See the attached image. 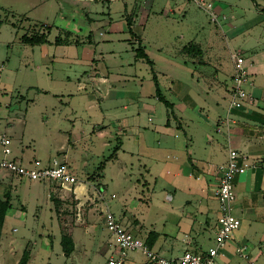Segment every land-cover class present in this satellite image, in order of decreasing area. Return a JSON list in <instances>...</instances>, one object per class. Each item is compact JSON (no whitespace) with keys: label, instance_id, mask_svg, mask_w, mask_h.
Returning a JSON list of instances; mask_svg holds the SVG:
<instances>
[{"label":"crops","instance_id":"obj_1","mask_svg":"<svg viewBox=\"0 0 264 264\" xmlns=\"http://www.w3.org/2000/svg\"><path fill=\"white\" fill-rule=\"evenodd\" d=\"M153 1L122 0L117 19L109 4L105 12L85 2L82 9H89L84 13L87 22L78 26L67 22L54 37H50L51 25L40 21L39 28L22 33L18 40L29 45L21 41L23 34L43 33L48 42L29 45L31 57L18 64L38 80L32 87L40 107L45 95L59 101L50 107L46 119L49 116L55 125L51 133L66 139L59 148L64 159L76 156L73 161L80 169V158L85 167L97 149L100 154L110 149L97 161L96 183L103 195L105 186L112 184L120 187L122 195L110 194L119 202L106 201L101 195L105 205L101 201L99 205L130 231L127 216L150 225L148 233H157L150 249L161 256L180 255L184 246L198 252L214 245L218 166L227 161L229 150H236L246 167L235 178L231 210L240 226L217 258L221 264H264V0H211L217 20H210L208 28L197 24L199 39L178 50L180 56L199 65L205 64L202 55L211 53L217 81L204 84L194 73L184 81L176 59L168 54L171 36L160 23L162 16L165 20L185 16V9L170 6L158 11ZM57 37L60 44L54 42ZM186 45L192 46L188 52ZM138 47L153 62L152 68L137 56ZM236 53L245 59L253 86H244L250 96L241 105L230 106L232 55ZM153 75L171 106L157 98ZM162 78L170 82L163 85ZM6 132L1 135L11 143ZM15 153L13 159L21 163L49 162L41 163L35 156L29 159L22 147ZM70 168L73 172L72 164ZM158 192L165 207L154 203ZM139 200L146 201V213ZM146 236L138 237L145 240ZM185 239H189L187 245ZM110 246L109 253L114 249L113 243ZM242 246L245 256L237 251Z\"/></svg>","mask_w":264,"mask_h":264},{"label":"rangeland","instance_id":"obj_2","mask_svg":"<svg viewBox=\"0 0 264 264\" xmlns=\"http://www.w3.org/2000/svg\"><path fill=\"white\" fill-rule=\"evenodd\" d=\"M85 2L97 11L105 12L109 4L113 19L121 17L122 0ZM85 2L84 0H0V17L3 19L0 29V135L8 129L6 133L11 138L9 158L13 159L16 156V149L22 147L29 159L35 156L41 163L50 162L54 158L59 161L66 160L70 166L72 164L73 173L77 178V182L69 192L51 182L30 181L0 168V198L4 197L5 192H9L11 203L0 230V264H17L23 254L26 256V264H108L110 245L113 243L112 247L117 250V242L113 236V240H110L111 233L106 231L108 229L102 220L105 211L101 209L99 202H102V206L105 205L101 200L103 190L96 183L99 173L94 171L97 161L102 159L101 155H107L110 149H103L102 154H100L101 149H97L87 160L88 165L85 167H82L80 158L78 164L81 166L80 169H76L73 161V159L77 161L76 156L64 159L59 148L62 144H66V139L61 135H53L51 132L55 125L52 124L49 116L46 119L50 107L59 101L50 95H45L41 97L43 105L40 107L37 99L39 95H36L35 88L32 87L38 80L31 76L28 69L25 72L18 64L19 60L25 62L31 57V48H33L29 45H21L18 37L22 33L39 28L40 21H46L51 25L50 37L58 35L67 22L74 21L76 26L81 25L82 22L86 23L84 13L89 9H82L85 7ZM153 6L158 8V11L170 6L184 8L186 11L185 16L183 14L176 17L177 19L171 16V19L165 20L162 16L164 22H160L166 25L171 36L168 54L176 59V69L184 81H189L191 74L194 73L198 76L200 84L216 82L214 67L217 66L211 53L203 54L205 64L199 65L193 64L194 60L190 58L180 56L178 51L183 45L199 39V36H196L197 24L209 27L211 21L206 12L194 3L184 0H154ZM23 16L28 19H24ZM200 32L202 33L203 30L200 29ZM151 34L153 35V32ZM34 53H37L36 50ZM42 71L40 69L38 72L42 74ZM144 71V76L147 78ZM161 80L163 85L170 82L166 78ZM2 156L0 146V160ZM28 162L29 164H23L32 165L30 160ZM104 192L102 197L106 201L110 199L119 202V198L118 200L110 198L111 193L122 195L120 187L114 184L109 185L108 188L105 186ZM143 193L147 195L146 192ZM145 196L142 199H145ZM162 197V192H158L154 203L165 207V204H162ZM139 202L144 203L145 206V200ZM145 208L146 206L142 210L144 213H146ZM152 216L157 215L152 213ZM126 218L135 236L148 234L150 225L148 226L145 221L137 216ZM122 226L126 228L123 224ZM133 262L149 264L148 258L140 252L128 254L126 264Z\"/></svg>","mask_w":264,"mask_h":264},{"label":"built area","instance_id":"obj_3","mask_svg":"<svg viewBox=\"0 0 264 264\" xmlns=\"http://www.w3.org/2000/svg\"><path fill=\"white\" fill-rule=\"evenodd\" d=\"M184 1L194 3L203 9L210 20H217V14L213 10L211 0ZM232 61L230 106H238L250 96L244 86H253V81L248 79L245 59L240 54H233ZM9 145L10 140L4 135H0V146L3 153L0 168L9 173L30 181L51 182L66 191H71L72 186L77 182L76 176L66 161H59L54 158L45 165L39 163L29 166L24 165L18 160L9 158L11 153ZM239 158L240 155L236 150H229L225 164L218 166L220 178L214 190V195L218 201L219 215L216 222L214 245L198 252L184 246L180 255L173 257L161 256L152 251L144 239L135 236L129 229L123 227L113 212L107 209L103 215L104 224L117 242V250L112 249L110 251L107 263L124 264L129 253L140 252L148 258L150 264H221L217 258L219 251L232 239L233 232L240 226L239 218L234 216L231 211L236 199L234 192L235 178L246 171V167L241 164ZM184 243L187 245L189 239H185ZM245 249L246 247L242 246L237 251L245 256Z\"/></svg>","mask_w":264,"mask_h":264},{"label":"trees","instance_id":"obj_4","mask_svg":"<svg viewBox=\"0 0 264 264\" xmlns=\"http://www.w3.org/2000/svg\"><path fill=\"white\" fill-rule=\"evenodd\" d=\"M128 25L130 26V21H127ZM1 24L2 22L0 21V27H1ZM21 41L23 43H26V44H29V45H38V44H42V43H47V39H46V36L45 34L41 33V34H31V35H26V34H23L21 37H20ZM55 44H60L62 42V40L60 38H56L55 39ZM192 46L191 45H186L185 46V49L186 51L188 52L189 49H191ZM197 53H199V50H196ZM136 54L138 57H143L146 59L147 63L151 66H153V62L151 60H149V58L147 57V55L143 52V50L138 47L136 49ZM153 79H154V83H155V90H156V95H157V98L162 101L166 106H171V104L165 100V98L163 97V95L160 93V89L158 87V84H157V80H156V77L155 75H153ZM98 169H100V167H98ZM11 208V203H10V194L9 192H5L4 194V197H1L0 198V230H1V227H2V224L4 222V217L7 213V211ZM156 237H157V233L153 232V231H150L145 239V242L147 244V246L149 248L152 247V245L154 244V241L156 240ZM26 256L25 254L22 255V257L20 258V260L18 261L17 264H26Z\"/></svg>","mask_w":264,"mask_h":264}]
</instances>
